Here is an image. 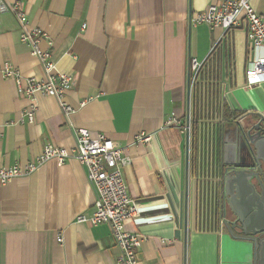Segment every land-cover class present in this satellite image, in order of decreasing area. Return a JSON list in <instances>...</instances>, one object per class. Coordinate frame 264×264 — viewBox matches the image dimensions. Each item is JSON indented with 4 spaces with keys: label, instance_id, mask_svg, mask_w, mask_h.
Masks as SVG:
<instances>
[{
    "label": "crops",
    "instance_id": "crops-1",
    "mask_svg": "<svg viewBox=\"0 0 264 264\" xmlns=\"http://www.w3.org/2000/svg\"><path fill=\"white\" fill-rule=\"evenodd\" d=\"M7 1L23 4L30 25L51 42L41 48L74 77L65 102L75 112L67 119L57 99L39 95L29 123V101L0 75V169L27 166L47 145L75 148L80 127L105 135L131 158L123 173L138 214L126 231L143 238L140 264H255L254 245L218 227L217 181L221 165H251L242 129L264 116V82L245 87L250 44L244 29L226 36L221 28L190 25L192 15L222 0ZM250 3L264 17V0ZM217 43V80L227 86L215 93L232 112L245 114L240 123L200 126L189 161L185 137L164 125L173 115L188 116L190 62H204ZM3 63L24 78L45 76L10 13L0 14ZM142 132L151 142L134 144ZM86 178L70 158L0 186V264H115L120 251L111 227L77 222L94 213L96 193Z\"/></svg>",
    "mask_w": 264,
    "mask_h": 264
},
{
    "label": "built area",
    "instance_id": "built-area-1",
    "mask_svg": "<svg viewBox=\"0 0 264 264\" xmlns=\"http://www.w3.org/2000/svg\"><path fill=\"white\" fill-rule=\"evenodd\" d=\"M13 14L20 28V42L28 45L32 56L42 64L44 78H24L10 63L0 64V75L5 80H13L18 93L29 101V107L24 113V119L34 123L38 114L37 97H52L59 101L62 113L69 119L75 109L65 102L66 93L74 83V77L58 69L57 63L49 50H43L41 44L48 36L41 33L38 27L29 23L28 15L20 1L8 2L0 0V14ZM208 25L212 29L221 28L227 36L232 31L244 29L250 44V60L246 69V88H253L264 82V17L257 13L250 0H222L210 4L200 13L190 17V25ZM221 48L217 43L204 62L191 60L188 93L190 111L186 118L175 115L166 121L164 128H175L185 137L189 161L195 146V135L200 126L202 129L227 122L224 117V105L220 96L215 93L216 88L227 86L226 80H217L219 68L217 57ZM221 82V83H220ZM84 103L81 104L83 106ZM240 123V119H236ZM235 120V121H236ZM222 129V128H221ZM76 146L68 150L54 145H47L42 152L27 166L15 165L0 169V186L9 181L25 177L36 172L40 167L51 161L59 165L74 158L86 170L87 180L96 193L94 213L90 216L77 217L78 223L91 226L109 225L112 229L116 246L120 253L115 264H140L138 251L143 242L140 235L126 231V223L135 218L138 208L128 194L123 170L131 165V158L126 150L118 148L105 135L94 136L87 129H75ZM152 136L140 133L134 144H148ZM225 165H221V173L217 184L219 187V229L223 232L230 224L228 218V197L226 192V178L231 172ZM59 243L63 241L58 237Z\"/></svg>",
    "mask_w": 264,
    "mask_h": 264
},
{
    "label": "water",
    "instance_id": "water-1",
    "mask_svg": "<svg viewBox=\"0 0 264 264\" xmlns=\"http://www.w3.org/2000/svg\"><path fill=\"white\" fill-rule=\"evenodd\" d=\"M251 165L232 167L226 178L231 232L254 245L255 264H264V127L242 129Z\"/></svg>",
    "mask_w": 264,
    "mask_h": 264
},
{
    "label": "trees",
    "instance_id": "trees-1",
    "mask_svg": "<svg viewBox=\"0 0 264 264\" xmlns=\"http://www.w3.org/2000/svg\"><path fill=\"white\" fill-rule=\"evenodd\" d=\"M245 113H235L232 112L228 106L224 105V117L227 120H236L242 117ZM256 116V115H255ZM256 119V117H255ZM258 122H261V125L264 127V116H259L258 117Z\"/></svg>",
    "mask_w": 264,
    "mask_h": 264
},
{
    "label": "rangeland",
    "instance_id": "rangeland-1",
    "mask_svg": "<svg viewBox=\"0 0 264 264\" xmlns=\"http://www.w3.org/2000/svg\"><path fill=\"white\" fill-rule=\"evenodd\" d=\"M245 145V144H244ZM229 212V211H228ZM229 216H232L231 214H230V212H229Z\"/></svg>",
    "mask_w": 264,
    "mask_h": 264
}]
</instances>
